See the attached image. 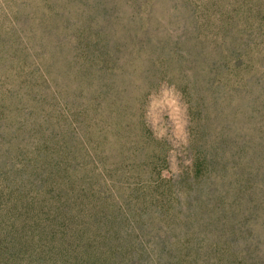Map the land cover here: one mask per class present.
<instances>
[{
  "label": "trees",
  "instance_id": "16d2710c",
  "mask_svg": "<svg viewBox=\"0 0 264 264\" xmlns=\"http://www.w3.org/2000/svg\"><path fill=\"white\" fill-rule=\"evenodd\" d=\"M13 17L15 24L0 23V264H264V140L256 138L264 66L252 56L257 42L227 35L210 53L182 56L198 89L199 56L209 74L233 65L248 95L254 136L246 156L242 146L231 155L223 138L219 148L204 142L205 135L198 142L193 126V164L181 179L165 180L156 163H138V150L117 159L104 149L110 142L99 139L92 147L83 115L79 123L87 130L79 136L56 109L45 114L58 92L46 80L41 56L29 62L2 35L33 31L20 9ZM98 58L115 66L110 55L91 62ZM103 67L107 76L111 68ZM151 142L158 141L148 132L144 143Z\"/></svg>",
  "mask_w": 264,
  "mask_h": 264
},
{
  "label": "rangeland",
  "instance_id": "374dc122",
  "mask_svg": "<svg viewBox=\"0 0 264 264\" xmlns=\"http://www.w3.org/2000/svg\"><path fill=\"white\" fill-rule=\"evenodd\" d=\"M21 1L0 0V23L15 24L13 12L20 9L33 31L12 30L11 37L5 30L2 35L29 62L41 56L46 80L58 92V105L47 100L45 114L56 109L59 121L73 122L79 136L87 130L79 123L83 115L92 147L99 139L110 142L104 149L117 159L138 150L140 165L156 163L162 179L176 181L194 161L193 126H198V142L205 135L204 142L219 148L223 138L229 154L242 146L247 155L254 133L248 95L238 87L242 77L231 63L216 66L211 74L202 72L208 61L201 55L194 66L198 89L196 73L186 69L182 56L210 53L218 37L231 35L257 42L252 56L263 68L264 0ZM229 23L236 28L231 31ZM94 55H110L115 66L99 58L91 62ZM165 56L168 64L161 62ZM104 65L113 69L107 76ZM256 121L261 126L256 138L263 142L264 115ZM148 132L158 142L145 144Z\"/></svg>",
  "mask_w": 264,
  "mask_h": 264
}]
</instances>
